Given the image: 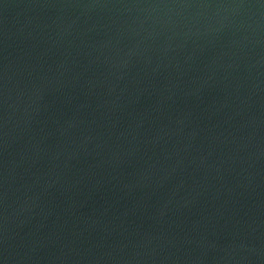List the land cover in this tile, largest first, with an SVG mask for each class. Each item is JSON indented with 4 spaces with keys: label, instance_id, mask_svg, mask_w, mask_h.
<instances>
[{
    "label": "water",
    "instance_id": "95a60500",
    "mask_svg": "<svg viewBox=\"0 0 264 264\" xmlns=\"http://www.w3.org/2000/svg\"><path fill=\"white\" fill-rule=\"evenodd\" d=\"M0 264H264V0H0Z\"/></svg>",
    "mask_w": 264,
    "mask_h": 264
}]
</instances>
